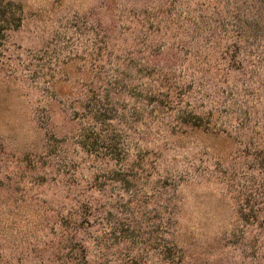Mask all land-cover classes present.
I'll return each mask as SVG.
<instances>
[{
    "label": "rangeland",
    "instance_id": "1",
    "mask_svg": "<svg viewBox=\"0 0 264 264\" xmlns=\"http://www.w3.org/2000/svg\"><path fill=\"white\" fill-rule=\"evenodd\" d=\"M0 264H264V0H0Z\"/></svg>",
    "mask_w": 264,
    "mask_h": 264
}]
</instances>
